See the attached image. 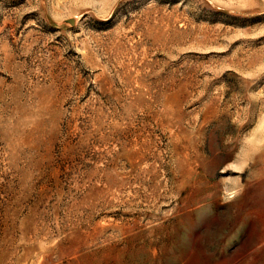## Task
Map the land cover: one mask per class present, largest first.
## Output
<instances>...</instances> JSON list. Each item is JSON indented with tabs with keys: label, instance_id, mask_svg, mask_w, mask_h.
Segmentation results:
<instances>
[{
	"label": "rangeland",
	"instance_id": "rangeland-1",
	"mask_svg": "<svg viewBox=\"0 0 264 264\" xmlns=\"http://www.w3.org/2000/svg\"><path fill=\"white\" fill-rule=\"evenodd\" d=\"M0 264H264V0H0Z\"/></svg>",
	"mask_w": 264,
	"mask_h": 264
}]
</instances>
